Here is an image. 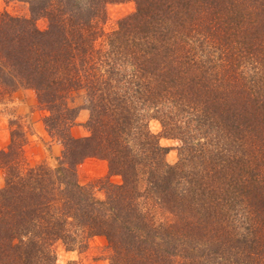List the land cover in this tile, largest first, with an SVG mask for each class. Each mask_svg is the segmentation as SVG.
<instances>
[{"label":"trees","instance_id":"obj_1","mask_svg":"<svg viewBox=\"0 0 264 264\" xmlns=\"http://www.w3.org/2000/svg\"><path fill=\"white\" fill-rule=\"evenodd\" d=\"M24 1L48 24L0 12V93L34 89L63 150L56 168L28 165L20 129L0 149V264H55L56 241L94 236L109 264H264V0ZM122 1L134 11L104 32ZM152 118L181 140L176 163ZM90 156L122 179H96L103 199L77 179Z\"/></svg>","mask_w":264,"mask_h":264},{"label":"rangeland","instance_id":"obj_2","mask_svg":"<svg viewBox=\"0 0 264 264\" xmlns=\"http://www.w3.org/2000/svg\"><path fill=\"white\" fill-rule=\"evenodd\" d=\"M135 9L133 1H122L107 4V18L100 24L104 32H109L116 27L117 20ZM7 11L11 15L32 17L39 29L46 28L48 21L42 16H33L29 10V4L24 0H0V12ZM68 103L77 108L75 123L70 132L79 137L89 133L86 122L89 111L84 107L85 93L73 91L68 97ZM50 110L39 102L37 93L30 87H18L10 93H0V149L7 148L11 139V132L20 129L25 140L22 151L28 165L45 164L56 168L61 164L63 145L61 141L49 134L44 124V118L50 115ZM149 129L157 135L160 145L166 147L165 160L174 164L178 161L179 147L182 142L177 137L164 135L162 125L158 119L152 118L148 122ZM203 141L200 137H194L191 143ZM76 175L80 183L95 182L94 193L96 197L103 199L104 190L98 178L106 179L115 183H121L119 175L109 173L108 163L105 159L97 157H85L76 165ZM3 172L0 169V187L3 186ZM157 218L171 219V213L167 210H157ZM55 264H109L107 258L109 248L103 236H94L88 241V246L66 248L61 241L53 245Z\"/></svg>","mask_w":264,"mask_h":264}]
</instances>
